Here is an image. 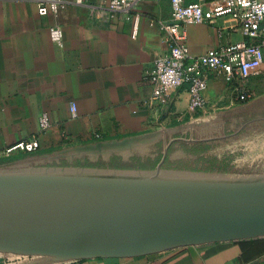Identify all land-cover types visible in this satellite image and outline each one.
Wrapping results in <instances>:
<instances>
[{
  "label": "crops",
  "instance_id": "1",
  "mask_svg": "<svg viewBox=\"0 0 264 264\" xmlns=\"http://www.w3.org/2000/svg\"><path fill=\"white\" fill-rule=\"evenodd\" d=\"M39 1L0 0V150L38 133V119L45 112L50 126L38 134L39 150L91 152L128 161L134 155L153 156L148 152L160 149L150 146L165 143L163 156L171 144L198 139L199 121L264 97L262 77L249 79L247 88L254 98L244 103L234 102L231 87L222 79L210 77L202 91L203 109L190 108L187 83L172 91L166 103L152 101L148 74L166 49L159 21L170 17L169 0H143L128 14L105 21L92 16L89 6L109 0L67 4L46 15L38 13ZM177 24L186 30L193 55L244 39L229 16ZM54 27L62 31L59 42L51 39ZM177 151L183 153L176 148L169 159ZM218 157L234 163L231 155ZM0 264H264V236L133 257L54 262L39 256H0Z\"/></svg>",
  "mask_w": 264,
  "mask_h": 264
},
{
  "label": "water",
  "instance_id": "2",
  "mask_svg": "<svg viewBox=\"0 0 264 264\" xmlns=\"http://www.w3.org/2000/svg\"><path fill=\"white\" fill-rule=\"evenodd\" d=\"M0 170V252L54 262L264 236V176L164 169Z\"/></svg>",
  "mask_w": 264,
  "mask_h": 264
},
{
  "label": "built area",
  "instance_id": "3",
  "mask_svg": "<svg viewBox=\"0 0 264 264\" xmlns=\"http://www.w3.org/2000/svg\"><path fill=\"white\" fill-rule=\"evenodd\" d=\"M143 0H109L101 5H90L89 13L99 21L114 17L117 13L128 14ZM170 1V17L160 20L159 28L166 43V49L159 53L148 80L152 89V101L164 104L169 94L187 83L189 105L193 110L203 109L206 101L202 95L210 77H217L231 87L234 102L244 103L254 98L247 88L252 76L264 79V0H213L209 2L185 3L184 0ZM67 4L85 5L86 0H41L37 4L40 15L56 13ZM221 16H229L240 31L243 40L226 42L209 47L201 54L193 55L186 42V30L177 23H211ZM53 41L59 42L62 31L59 27L50 29ZM39 131L30 137L0 150V155L9 156L14 151L32 153L40 148L38 134L50 126L47 113L38 119ZM98 138L99 135L95 134ZM1 257L20 255L1 253Z\"/></svg>",
  "mask_w": 264,
  "mask_h": 264
},
{
  "label": "rangeland",
  "instance_id": "4",
  "mask_svg": "<svg viewBox=\"0 0 264 264\" xmlns=\"http://www.w3.org/2000/svg\"><path fill=\"white\" fill-rule=\"evenodd\" d=\"M199 123L198 131L200 132L196 133L194 138L209 140L212 144L211 151L222 156L224 154L226 156L231 155L235 165L241 167L237 172L224 174L264 176V97L256 100L251 105L234 109L232 112L213 115L209 121H199ZM154 147L160 149L159 162L162 155L161 150L164 149L165 143L150 146L151 149ZM148 153L153 155L151 156L153 159L157 155L152 151ZM183 153L177 151L172 153L170 157L172 159L182 158L184 157ZM117 157L122 160L120 156ZM78 159L90 163L107 160L91 152L78 154L75 151H59V149L51 151L38 149L32 153L14 151L9 156L0 155V170L65 166L86 167L68 164V162L71 163ZM172 159L168 158L171 161ZM63 162L65 164H62Z\"/></svg>",
  "mask_w": 264,
  "mask_h": 264
},
{
  "label": "trees",
  "instance_id": "5",
  "mask_svg": "<svg viewBox=\"0 0 264 264\" xmlns=\"http://www.w3.org/2000/svg\"><path fill=\"white\" fill-rule=\"evenodd\" d=\"M211 147V142L206 139L198 138L194 141L180 140L177 142L176 147H174V144L169 146L168 153L163 161V167L166 169L200 171L207 173H230L239 171L241 167L228 161L226 158L218 157V155L211 152ZM176 148L182 149L186 155L177 160H168L169 154ZM158 156H160L159 151L154 159L151 156L141 157L134 155L128 161H123L117 156H111L107 161L90 163L89 161L83 162L81 159H78L71 163L68 162V164L86 167L148 170L155 167L159 159ZM62 164L65 163L63 162Z\"/></svg>",
  "mask_w": 264,
  "mask_h": 264
}]
</instances>
